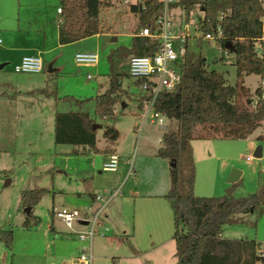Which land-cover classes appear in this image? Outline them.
<instances>
[{
  "label": "rangeland",
  "instance_id": "1",
  "mask_svg": "<svg viewBox=\"0 0 264 264\" xmlns=\"http://www.w3.org/2000/svg\"><path fill=\"white\" fill-rule=\"evenodd\" d=\"M58 6V0H0V65H5L0 70V230H11L13 239L10 250L0 243V264H19L24 255L44 253L58 256L53 260L56 264H70L89 242L81 243L55 214L78 211L82 218L72 230L86 234L92 222L88 209L99 206L93 196L108 197L117 191L100 214L102 225L95 227L92 264H114L113 259L120 264H175L172 212L162 198L170 190L171 164L157 158L156 153L162 136L177 132V123L164 118L162 127L156 121L155 125L147 121L141 128L143 92L128 77L131 57L115 68L125 74L122 103L115 105L112 117L102 119L95 113V98L108 89V56L132 46L138 20L130 6L115 0L111 9L100 12L102 30L98 37L43 57L44 67L55 63L52 74L45 68L40 74L13 72L16 49L55 42ZM199 16L198 8L188 14L187 22L183 14V25H193ZM188 48L189 53L205 61L209 70L225 74L228 85L236 84L232 55H221L207 42L199 46L190 42ZM79 53L96 55L97 66L78 68L73 56ZM243 81L250 94L260 85L257 76H245ZM84 100L90 102H73ZM77 112L87 114L99 126L98 152L54 143L55 114ZM106 128L118 133L114 142L104 140ZM258 147L261 158L255 159ZM190 152L194 153L190 161L196 197L242 199L264 184V124L246 140L192 142ZM111 155L118 159L116 172H102ZM189 167L188 161L182 162L180 173L187 174ZM232 171L241 175L237 186L227 183ZM25 191L43 192L31 213L39 224L30 230L23 228L28 214L20 206V194ZM124 198L130 202H124ZM263 212L232 216L222 227V238L241 240L247 233L248 241L261 244L264 252ZM80 223H86V228ZM51 226L56 234L50 232Z\"/></svg>",
  "mask_w": 264,
  "mask_h": 264
},
{
  "label": "trees",
  "instance_id": "2",
  "mask_svg": "<svg viewBox=\"0 0 264 264\" xmlns=\"http://www.w3.org/2000/svg\"><path fill=\"white\" fill-rule=\"evenodd\" d=\"M114 1L58 0L59 45L67 46L100 35V12L111 9ZM144 2L148 8L142 11L138 6L129 7L138 20L131 48L118 49L108 56V89L94 100L95 113L102 119L113 116L115 105L122 103L125 94L122 89L125 74L115 68L129 57H152L158 49L156 40L134 37L139 30L149 27L152 17L158 14L156 3ZM180 6L185 8L186 21L194 8L203 9L205 22L200 21V28L204 33L220 27L218 45L222 55L227 52V56H233L237 82L234 86L228 85L225 74L209 70L204 60L191 54L179 68V85L172 92L160 94L155 101V112L177 123V132L164 134L156 153L157 158L174 164L170 168V190L162 198L170 204L172 212L175 264H264L261 244L222 238V227L232 216L264 211V184L247 198H199L193 193L194 168L190 161L192 142L246 140L264 124V100H260L258 89L250 94L243 81L245 76H264V59L254 52L255 42L261 36L262 9L258 0H183ZM140 84L141 81L135 82L137 87ZM147 100L148 97H142L141 106ZM73 102L85 105L90 100ZM94 125L95 121L85 113H56L54 143L98 152ZM117 137L118 133L110 128L103 134L107 143ZM185 161L190 167L183 175L180 166ZM42 195L40 191L22 192L21 208L33 209ZM38 224L39 219L28 214L23 228L30 230ZM12 242V231L0 230V243L6 249H11Z\"/></svg>",
  "mask_w": 264,
  "mask_h": 264
},
{
  "label": "built area",
  "instance_id": "3",
  "mask_svg": "<svg viewBox=\"0 0 264 264\" xmlns=\"http://www.w3.org/2000/svg\"><path fill=\"white\" fill-rule=\"evenodd\" d=\"M157 5L158 14L153 18L151 24L147 28L139 30L135 38H147L156 40L158 49L152 57H131L127 64V71L130 78L135 82L141 81L139 88L143 92V97L149 100L142 104L141 119L143 128L147 121L151 125H155V121L159 126L164 125V117L154 110V104L157 97L164 92H172L180 83L179 68L183 65L185 58L189 53V43L196 45L202 42L211 43L213 47L222 55L218 41L221 39V30L217 26L213 32L204 33L200 28L201 23L204 24L203 12L193 25L188 23L183 25V14L186 16L185 8L180 6L183 0H151ZM124 5L138 6L142 11L148 8L144 0H123ZM262 9V17L260 19L261 36L256 40L254 52L259 58L264 59V0H258ZM199 9V8H198ZM200 10V9H199ZM58 15L61 14L57 10ZM219 20H221L219 18ZM186 21V19H185ZM187 22V21H186ZM1 43V41H0ZM227 56V52L223 53ZM74 64L80 67H96L98 58L92 53H79L73 58ZM43 70V62L37 56L23 57L18 64L13 67L15 74H40ZM88 79L91 78L88 76ZM261 94L260 100H264V76L260 78V85L257 88ZM247 161H251L250 158ZM118 166L117 157H111L108 162L102 165L103 172H115ZM118 194L105 197L104 195L95 196L94 202L98 203L97 208L90 207L88 212L92 214V222L88 232L79 233L78 239L81 243L89 242V247H82L81 254L72 264H92L91 244L95 235V227L102 225L100 222V214L107 204ZM55 217L59 219L63 225L72 231L73 224L81 220L82 215L78 211L62 210L57 212ZM264 251V250H263ZM261 257L264 258V252L261 251ZM115 264H120L115 262Z\"/></svg>",
  "mask_w": 264,
  "mask_h": 264
},
{
  "label": "crops",
  "instance_id": "4",
  "mask_svg": "<svg viewBox=\"0 0 264 264\" xmlns=\"http://www.w3.org/2000/svg\"><path fill=\"white\" fill-rule=\"evenodd\" d=\"M58 8H59V6H58ZM58 8L56 9V15H57V18H56V20H57V24H56V34H55V42H53V44H51L50 46H47V44L44 42L40 47H30V48H26V47H22L21 49H16L18 52H17V54H15L14 55V60H13V62H14V66L16 65V64H18L19 62H20V60L23 58V57H28V56H37V57H39V58H41V60H42V62H43V70H44V68L45 69H51V70H54L53 69V67H54V64H53V67H52V64L50 65L49 64V66L47 67H44V59L47 57H49L52 53H54V52H63V51H65V49H67V48H70V47H73V46H75V45H78L79 43H81L82 41H79V42H77V43H74V44H70V45H67V46H60L59 45V43H58V20H59V18H60V15H58V13H57V10H58ZM95 37H98V35L97 36H95ZM92 38V37H91ZM44 41H45V37H44ZM76 55V54H75ZM74 55V56H75ZM74 56H73V58H74ZM43 57H44V59H43ZM13 66V67H14ZM49 72H51V71H49ZM52 73H53V71H52ZM51 73V74H52ZM88 79V78H87ZM23 93H25V92H23V91H19V93L18 94H23ZM26 94V93H25ZM140 109L142 110V106H141V104H140ZM141 115V114H140ZM140 118H141V116H140ZM194 155V153L192 152L191 153V156H193ZM111 157H116V156H114V155H111L110 157H109V159L111 158ZM109 159L106 161V162H108L109 161ZM106 162H104V163H106ZM103 172V171H102ZM116 172V171H115ZM105 173H114V172H105ZM241 176V175H240ZM240 176H239V178H240ZM238 181H239V179H238ZM94 197H95V195L93 196V200H94ZM124 200V202H130V199L129 198H124L123 199ZM31 211H30V213L29 214H31L32 213V209H30ZM264 213V212H263ZM80 224H82L83 226H84V228H86L85 227V224L86 223H80ZM101 224H102V222H101ZM66 228V227H65ZM67 229V228H66ZM80 229H81V227H80ZM68 230V229H67ZM68 231H70L71 232V234H73V235H76L77 237H78V234L80 233V232H83V231H80V230H68ZM50 232L51 233H53V234H56L55 233V230L53 229V227L51 226V230H50ZM242 237H241V240H247L248 241V235H247V233L245 234V233H243V235H241ZM57 259H59V257L58 256H56V255H51V257L50 256H48L46 253H44V254H29V255H24L23 256V258H22V260H23V262L22 263H19V264H40L41 262H42V264H56L55 263V261H53V260H57ZM74 258H71L70 259V264H72L75 260H73ZM53 262H52V261ZM41 261V262H40ZM50 262V263H49ZM115 262H119L117 259H113V263L115 264ZM120 263V262H119Z\"/></svg>",
  "mask_w": 264,
  "mask_h": 264
},
{
  "label": "water",
  "instance_id": "5",
  "mask_svg": "<svg viewBox=\"0 0 264 264\" xmlns=\"http://www.w3.org/2000/svg\"><path fill=\"white\" fill-rule=\"evenodd\" d=\"M200 12H203V9H201ZM227 48H230V47L227 45ZM4 66L5 65H0V70L3 69ZM48 71H51V73H52L53 70L48 69ZM122 108H125V104H122ZM98 129H99V126H97V125H94L93 126V130H98ZM254 158L255 159H260L261 158V148L260 147L257 148V150H256V152L254 154ZM173 167H174V164H171V167L170 168H173ZM239 176H240V173L239 172L232 171L230 173V175L228 176L227 183L228 184H235L238 181ZM30 211H31L30 209H26L25 212L27 214H29Z\"/></svg>",
  "mask_w": 264,
  "mask_h": 264
}]
</instances>
